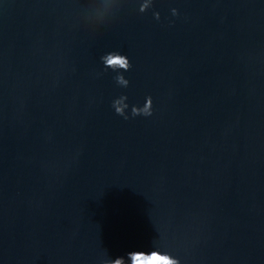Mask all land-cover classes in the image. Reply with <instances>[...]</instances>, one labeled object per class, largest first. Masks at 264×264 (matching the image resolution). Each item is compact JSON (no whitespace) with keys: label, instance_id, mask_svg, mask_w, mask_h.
<instances>
[{"label":"water","instance_id":"1","mask_svg":"<svg viewBox=\"0 0 264 264\" xmlns=\"http://www.w3.org/2000/svg\"><path fill=\"white\" fill-rule=\"evenodd\" d=\"M154 250L264 264V0H0V264Z\"/></svg>","mask_w":264,"mask_h":264},{"label":"clouds","instance_id":"2","mask_svg":"<svg viewBox=\"0 0 264 264\" xmlns=\"http://www.w3.org/2000/svg\"><path fill=\"white\" fill-rule=\"evenodd\" d=\"M153 2V0H152ZM147 5L142 4L140 7L141 12H145ZM173 15H178L177 9H172ZM156 19H160V13H155ZM104 64L107 68H111L114 71L124 70L129 71L131 69V63L129 58L126 55L113 52L107 54L105 57H102ZM117 83L127 87L129 85V81L121 74L116 77ZM127 96H121L119 99L115 100L113 103V107L117 114L124 116L125 119H128L126 115V109L129 105L126 103ZM153 109V101L151 96L147 97L146 104L144 107H132V115H144L151 116ZM128 257L131 260V264H180L179 259H173L170 254L162 253L159 250H154L149 252L145 251H132L128 253ZM110 264H126V260L124 257L116 258L112 260Z\"/></svg>","mask_w":264,"mask_h":264}]
</instances>
